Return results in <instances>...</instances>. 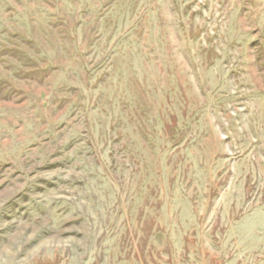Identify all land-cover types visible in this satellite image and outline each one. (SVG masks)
<instances>
[{"label": "rangeland", "instance_id": "rangeland-1", "mask_svg": "<svg viewBox=\"0 0 264 264\" xmlns=\"http://www.w3.org/2000/svg\"><path fill=\"white\" fill-rule=\"evenodd\" d=\"M0 264H264V0H0Z\"/></svg>", "mask_w": 264, "mask_h": 264}]
</instances>
